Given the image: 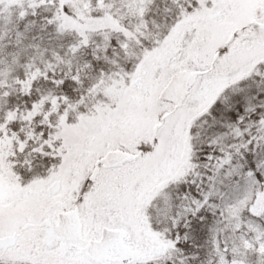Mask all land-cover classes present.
Listing matches in <instances>:
<instances>
[{
  "label": "snow or ice",
  "instance_id": "obj_1",
  "mask_svg": "<svg viewBox=\"0 0 264 264\" xmlns=\"http://www.w3.org/2000/svg\"><path fill=\"white\" fill-rule=\"evenodd\" d=\"M0 264H264V0H0Z\"/></svg>",
  "mask_w": 264,
  "mask_h": 264
}]
</instances>
